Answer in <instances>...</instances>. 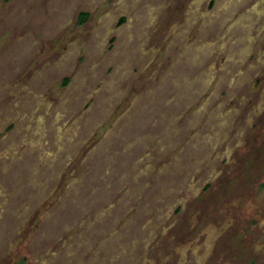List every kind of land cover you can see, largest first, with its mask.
Returning <instances> with one entry per match:
<instances>
[{
    "label": "rangeland",
    "instance_id": "1",
    "mask_svg": "<svg viewBox=\"0 0 264 264\" xmlns=\"http://www.w3.org/2000/svg\"><path fill=\"white\" fill-rule=\"evenodd\" d=\"M21 260L264 264V0H0Z\"/></svg>",
    "mask_w": 264,
    "mask_h": 264
},
{
    "label": "flooded vegetation",
    "instance_id": "2",
    "mask_svg": "<svg viewBox=\"0 0 264 264\" xmlns=\"http://www.w3.org/2000/svg\"><path fill=\"white\" fill-rule=\"evenodd\" d=\"M87 20V14L86 13H80L79 15H78V18H77V23L79 24V25H83L84 24V22ZM66 82V81H65ZM158 238H160L159 236L157 237V239L156 240H158ZM16 264H24V261H19L18 263H16ZM253 264H255V262L253 263Z\"/></svg>",
    "mask_w": 264,
    "mask_h": 264
}]
</instances>
